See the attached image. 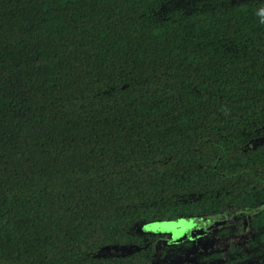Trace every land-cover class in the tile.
I'll list each match as a JSON object with an SVG mask.
<instances>
[{
  "label": "trees",
  "instance_id": "obj_1",
  "mask_svg": "<svg viewBox=\"0 0 264 264\" xmlns=\"http://www.w3.org/2000/svg\"><path fill=\"white\" fill-rule=\"evenodd\" d=\"M262 12L0 0V264H196L148 228L262 206L199 263L264 264Z\"/></svg>",
  "mask_w": 264,
  "mask_h": 264
},
{
  "label": "flooded vegetation",
  "instance_id": "obj_2",
  "mask_svg": "<svg viewBox=\"0 0 264 264\" xmlns=\"http://www.w3.org/2000/svg\"><path fill=\"white\" fill-rule=\"evenodd\" d=\"M262 208L263 206L256 208L255 211H239L231 212L229 214L224 213L214 216H199L188 218L186 222L190 224V227L185 233V237L182 240H178V237H176L175 234L170 232L174 237V239L170 238V240H173L178 243L184 242L186 249L191 248V257L190 259L186 257V262L191 261L194 263L196 262V264H201L199 263V259H203L205 255H212L216 251L220 252L221 250H224L223 248L226 244L232 245L235 242V237H228L224 240V242H220V240L219 242H217V230L222 227H225L228 224L233 223L237 218L244 217V219H247L253 216L254 214H257L259 211L262 210ZM238 238L239 243H241L244 237ZM165 240L168 241V237H166Z\"/></svg>",
  "mask_w": 264,
  "mask_h": 264
},
{
  "label": "water",
  "instance_id": "obj_3",
  "mask_svg": "<svg viewBox=\"0 0 264 264\" xmlns=\"http://www.w3.org/2000/svg\"><path fill=\"white\" fill-rule=\"evenodd\" d=\"M189 227L190 224H188L186 220L181 219L175 222L174 221L159 222L150 226L148 229L150 230L155 229L154 231L172 232L173 234H175L176 237H178V240H182L185 237L184 235Z\"/></svg>",
  "mask_w": 264,
  "mask_h": 264
},
{
  "label": "clouds",
  "instance_id": "obj_4",
  "mask_svg": "<svg viewBox=\"0 0 264 264\" xmlns=\"http://www.w3.org/2000/svg\"><path fill=\"white\" fill-rule=\"evenodd\" d=\"M261 14L264 15V12H262Z\"/></svg>",
  "mask_w": 264,
  "mask_h": 264
},
{
  "label": "snow or ice",
  "instance_id": "obj_5",
  "mask_svg": "<svg viewBox=\"0 0 264 264\" xmlns=\"http://www.w3.org/2000/svg\"><path fill=\"white\" fill-rule=\"evenodd\" d=\"M151 230H155V229H151Z\"/></svg>",
  "mask_w": 264,
  "mask_h": 264
}]
</instances>
